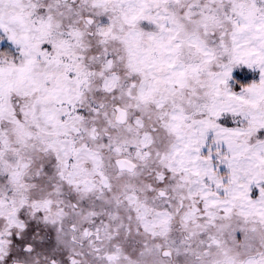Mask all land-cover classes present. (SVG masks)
I'll list each match as a JSON object with an SVG mask.
<instances>
[{"label": "snow or ice", "instance_id": "6c2138e0", "mask_svg": "<svg viewBox=\"0 0 264 264\" xmlns=\"http://www.w3.org/2000/svg\"><path fill=\"white\" fill-rule=\"evenodd\" d=\"M0 264H264V0H0Z\"/></svg>", "mask_w": 264, "mask_h": 264}]
</instances>
